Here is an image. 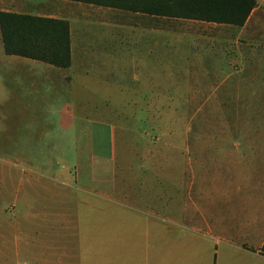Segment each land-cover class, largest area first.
I'll return each mask as SVG.
<instances>
[{
    "label": "rangeland",
    "instance_id": "obj_1",
    "mask_svg": "<svg viewBox=\"0 0 264 264\" xmlns=\"http://www.w3.org/2000/svg\"><path fill=\"white\" fill-rule=\"evenodd\" d=\"M28 2L29 8L22 10L69 20L73 63L59 68L10 61L0 36V83L9 87L0 92V136L8 132L37 136L48 130L51 136L5 138L1 153L13 159L24 151L38 153L45 164L44 180L62 184L57 179L120 182L130 176V168H139L141 173H153L136 175L141 181L186 182L205 177V182L217 185L221 182L214 174L205 173L246 167L249 160L264 158V153L251 149L264 146V0H258L242 27L195 32L186 26L193 40L183 44L178 37V46L191 54L185 57L201 64L191 71L158 73L160 78L152 80L113 58L115 52L121 54L126 41L122 25L156 22L168 29L184 21L69 0ZM161 37L169 40L170 34ZM20 70L28 78L9 77ZM13 82L34 89L25 96L32 98L31 107L19 104L16 97L21 92L10 88ZM94 132L101 156L94 152ZM42 150L47 152L45 158ZM260 174L255 175L257 181L264 182ZM32 192L33 212L40 217L41 190ZM64 194L66 200L77 195L71 190ZM34 230L35 244H40L41 221L34 223Z\"/></svg>",
    "mask_w": 264,
    "mask_h": 264
},
{
    "label": "crops",
    "instance_id": "obj_2",
    "mask_svg": "<svg viewBox=\"0 0 264 264\" xmlns=\"http://www.w3.org/2000/svg\"><path fill=\"white\" fill-rule=\"evenodd\" d=\"M27 8L28 0H0V11L29 13L22 10ZM171 19L185 24L171 25L168 29L156 22L122 25L126 41L121 54L115 52L113 58L132 65L131 68L128 65L130 69H139L144 79L160 78L158 73L162 72L191 71L201 63L185 57L188 53L178 46V37L183 44L193 38L185 31L186 26L195 28V32L234 26ZM132 29H138L139 34L136 30L132 34ZM164 32H169V40L161 37ZM71 39L73 63L72 31ZM2 47L5 53L3 41ZM5 55L10 61L31 66L51 65L19 55ZM27 76L21 70L9 74L19 80ZM13 85L10 88L21 92L16 97L19 104L31 107L32 98L25 96H30L33 88L20 82ZM5 89L9 87L0 83V92ZM46 115L48 118L49 114ZM5 138L51 136L49 130L37 136L8 132L0 136V149ZM251 149L264 153V146ZM94 152L102 155L100 151ZM40 154L41 158L48 156L43 150ZM18 159L24 161L22 165ZM38 159V153L28 155L24 151L21 157L13 159L0 152V264H264L260 252L264 244V182H258L255 176L260 173L264 176V158L251 159L246 167L205 173L214 174L221 182L217 185L208 184L205 177L186 182L162 183L154 178L141 181L135 176L153 173H141L139 168H130L127 173L130 176L120 182L112 178L106 182L73 183L57 179L63 184L48 183L44 180V160ZM35 188L42 194L40 217L32 208ZM64 190L76 192V198L66 200ZM48 193L52 197H47ZM36 221H41L40 244H35L33 237Z\"/></svg>",
    "mask_w": 264,
    "mask_h": 264
},
{
    "label": "trees",
    "instance_id": "obj_3",
    "mask_svg": "<svg viewBox=\"0 0 264 264\" xmlns=\"http://www.w3.org/2000/svg\"><path fill=\"white\" fill-rule=\"evenodd\" d=\"M168 18L195 19L242 27L258 0H69ZM0 31L6 54L43 61L55 67L72 64L68 19L0 11ZM95 131V130H94ZM94 148L99 150L94 132ZM264 255V244L260 250Z\"/></svg>",
    "mask_w": 264,
    "mask_h": 264
}]
</instances>
